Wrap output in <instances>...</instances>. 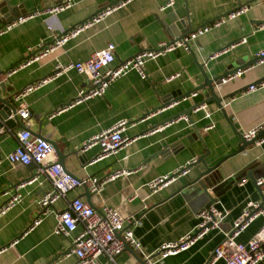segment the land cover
Instances as JSON below:
<instances>
[{"label":"crops","instance_id":"crops-1","mask_svg":"<svg viewBox=\"0 0 264 264\" xmlns=\"http://www.w3.org/2000/svg\"><path fill=\"white\" fill-rule=\"evenodd\" d=\"M58 1L0 0V26L8 21L1 11L3 2L14 7L17 15L33 13L0 34V97L9 98L17 108L21 103L27 104L29 130L56 143L61 152L69 153L64 163L77 177L101 176L116 168L130 171L106 182L99 191H90L88 198L83 186L76 185L67 191L65 198L57 199L54 206L61 209L66 200L81 197L94 208H101L105 203L117 207L129 217L126 225L133 229L141 248L133 247L135 253L124 248L115 259L120 264H133L144 257V253L153 252L161 243L175 241L190 230L198 221L197 211L208 200L198 182L186 185L205 168L201 162L192 163L185 174L157 191L151 192L146 183L173 171L191 157L197 158L207 149L210 151L206 156L209 164L236 149L239 133L264 118V85L249 89V84L264 77V61L243 68L239 75L222 83L218 89L220 94L238 89L223 101L229 120L211 99L203 107L189 111L192 124L199 127L204 144L198 138L188 136L192 125L186 116L177 115L167 123L165 120L205 99L208 95L205 87L143 118H136L159 105L162 96L176 89V93H185L199 85L203 75L197 62H203L206 72L212 76L246 61L264 48V27L258 26L264 21V0H174L164 9L159 6L165 0H128L99 21L71 35L61 47L9 73L15 63L27 56L28 47L35 49L40 41H50L112 0H73L69 7L55 15L44 11ZM243 3L250 4L246 11L225 19L190 41L197 62L191 50L176 46L144 61L145 78L130 69L111 81L103 95L71 104L51 117H48L49 113L67 105L78 90L91 84L86 73L73 67L58 68L59 73L41 86L21 98L13 97L26 84L53 75L58 64L86 59L110 41L115 44L113 63H117L139 49L154 48L160 41L170 40L167 27L170 16L187 15L190 26L196 28ZM9 10L5 13L9 14ZM46 17L53 22L52 29L47 28ZM243 36L245 41H240ZM234 39L239 41L221 48ZM121 118L128 120L124 133L133 138L131 141L100 159L95 158L97 145L82 147L90 135ZM0 119L3 121L1 116ZM19 128L4 124L0 133V205L6 198L3 190L29 178L34 170L33 163L24 162L16 152ZM77 156H81L82 161ZM51 158L57 161L56 152ZM245 165L252 168L256 179H263L264 187V141L250 144L244 151L228 157L221 167L223 177L214 180L209 187V195L216 197L214 204L227 211L219 226L208 229L188 248L169 254L154 264H208L214 246L231 229L246 202L261 200L256 183L246 174L241 177L244 181L227 178ZM40 180L23 187L20 201L0 214V264H73L76 260L75 255L66 253L70 238L53 230L56 222L53 211L33 223L38 214V199L51 188L48 179ZM263 220L262 215L255 217L238 233L237 240L246 241ZM80 227L79 224L76 231ZM100 260L107 264L104 256H100ZM213 264H222V260ZM259 264H264V257Z\"/></svg>","mask_w":264,"mask_h":264},{"label":"built area","instance_id":"built-area-1","mask_svg":"<svg viewBox=\"0 0 264 264\" xmlns=\"http://www.w3.org/2000/svg\"><path fill=\"white\" fill-rule=\"evenodd\" d=\"M126 1L128 0H118L111 5H107L105 8L86 18L82 23H78L70 29H67L65 32L55 35L50 41H40L35 49L28 47L27 56L15 63L9 69V73L24 67L39 57L61 47L71 35H74L83 28L99 21L105 14L124 4ZM173 2L174 0H165L159 8L164 9L167 6L172 5ZM72 3L73 0H59L44 9V11L48 14L55 15L58 11L69 7ZM249 6V3L238 5L227 12L226 15L196 27L182 39L173 42L162 40L156 47L139 49L134 55L117 63H113L115 59V44L110 41L104 47L93 51L86 59L75 60L66 64H58L56 69L52 71V73L55 72L53 75H48L26 84L20 90L16 91L13 94V97L16 99L21 98L28 91L41 86L59 73L58 68L65 70L69 67H73L79 72L86 73L91 84L86 88L78 90L76 97L67 105L61 106L55 111L49 113L48 117H51L54 112H59L71 104L80 102L92 96L103 95L111 81L130 69H135L142 78H145L146 73L143 64L147 58L156 57L165 51L174 49L176 46H183L184 48L189 49L187 43L190 44V41L197 35L207 31L213 26L219 25L227 18L235 17L246 11ZM32 14L33 13H23L8 20L3 26H0V34L10 29L12 26L26 20ZM46 26L48 29L53 28V22L48 20L47 17ZM258 26L264 27V21ZM239 40L245 41V37L243 36ZM234 43L230 45H233ZM255 55L261 56L257 62L264 61V48L256 51ZM242 70L243 69H238L231 74L223 76L221 78V83L239 75ZM1 74L2 71L0 69V81ZM169 78H171V76H169L168 79ZM258 85H264V78L256 83L249 84V89H255ZM192 93L195 94V92ZM203 106L204 103L200 104L195 109ZM16 113L25 122V125L19 128L16 132L18 142L16 152L24 162L33 163L34 170L29 178L21 179L3 190V194L6 195V198L0 205V214L4 213L9 207L20 201L22 198L21 189L23 187L35 181L40 182V178H45L51 183V188L44 191L38 199V214L33 219V223L40 221L42 215L49 211L55 213L56 222L53 230L56 233H61L70 238V247L66 253L75 255L76 260L73 264H104L100 260V256L105 257L107 264H120L116 261L115 256L124 249L125 243L129 244L132 248H141L140 240L134 234L133 229L126 225L129 217L125 216L113 205L105 203L100 208L101 212H99L86 200L81 197H74L70 200H66L65 205L61 209H57L54 206L57 199L65 198L68 190L76 185H80L82 182L88 184L91 192H96L99 191L106 182L130 171L124 168H116L101 176L92 175L79 180L64 171L61 164L51 158L55 153L52 142L43 136L34 135L29 130L28 118L30 116V109L27 104L21 103L16 109ZM127 122L128 120L125 118L114 121L109 126L90 135L84 141L82 147L87 148L92 145H97L99 149L95 156L96 159L114 153L122 145L133 139L124 133V128ZM3 130L4 124L0 119V133ZM260 130L264 131V118L245 130L242 135L246 139H250L257 135ZM263 141L264 132L261 136L255 138L254 143L259 144ZM195 160V157H191L185 163L176 167L173 171L151 179L146 185L151 192L161 189L179 175L185 174ZM244 179L245 178H242L240 181H244ZM256 184L261 186L262 192L264 193V187L262 186L263 179L257 178ZM226 212L227 211L223 206L219 207L215 205L214 202L202 206L197 211L198 221L190 230L181 235L177 240L163 242L155 249V251L144 253V257L133 264H154L155 261L161 260L169 254L188 248L197 238L208 231V229L218 227L226 215ZM258 215H262L264 218V205L261 204V200H248L240 215H238L233 221L231 229L225 232L222 240L214 246L208 264H213L219 259L222 260V264H259L260 260L264 257V220L258 230L255 231L246 241H239L236 238L238 233ZM79 224L81 227L76 231ZM73 231H75V233H73ZM117 231H120V234H117Z\"/></svg>","mask_w":264,"mask_h":264},{"label":"water","instance_id":"water-1","mask_svg":"<svg viewBox=\"0 0 264 264\" xmlns=\"http://www.w3.org/2000/svg\"><path fill=\"white\" fill-rule=\"evenodd\" d=\"M117 1L118 0H112V1L108 2L107 4L99 7L91 15H93L97 11H100L101 9L105 8L107 5H111V4H113V3L117 2ZM2 5H4V7L2 8L1 11L4 12V19L5 20H9V19H12V18L17 16L16 10L14 9V7H11L9 4L7 5L6 2H3ZM8 10H9V14L5 13ZM91 15H89L88 17H90ZM170 17H171V21H169V23L167 25L168 29L170 30V34H171V39L169 40L170 42L182 39L184 36L188 35L193 29H195V28H192L190 26V23L187 20V15H185L184 17H181V18H174L173 16H170ZM172 17H173V19H172ZM219 17H221V16H219ZM219 17H217V18H219ZM85 19L80 20L79 23H82ZM237 41H238V39H234V40L230 41L227 45H225V46H223L221 48L223 49L225 47H228L230 44H232L234 42H237ZM187 44H188L189 50L192 51L191 45L189 43H187ZM192 55H193L195 61L197 62V60L195 58V55L193 54V51H192ZM260 58H261L260 55H254L253 57L247 59L246 61L239 62V63L235 64L232 67H227V68H225L223 70V72H221L219 74H216V75H212V76H209L208 73L206 72V69L204 67V63L203 62H201V63L197 62L198 67H199V69H200V71H201V73L203 75V81L199 85H197L196 87H194L191 90L186 91L185 93H176V91L178 92V90L176 89V90L172 91L171 93H168V94L162 96V98H161L162 102L159 105H157L155 107H152L150 110H148L144 114H142L141 117L136 118V120H138L140 118H143L146 115H149L150 113L156 112V111L168 106L169 104H171L173 102H178L180 99L190 96V94L192 92H196L197 89L205 87L206 90H207V93H208V95L205 97V99L193 103L189 107L185 108L182 112H179V113H177V114H175V115H173V116H171V117H169L168 119L165 120V122H168L169 120H172L177 115L186 116V118L188 119L189 123L192 125V131L189 133L188 136H191V137H194V138H198L204 144V141H203V139H202V137L200 136V133H199V127H197L196 125L192 124V118L189 115V111L190 110H194L200 104L205 103L207 100L211 99V100L216 102V104L222 109V111L226 115L227 119L229 120V118H228V116L226 114L224 105H223V101L225 99H227L228 97H230L232 94H234L238 89L230 91V92L225 93V94H220L218 92V89L221 87V84H222L221 83V78L223 76H226L227 74H231V73L235 72L238 69H243L245 67L254 65L255 63H257V61ZM258 81H256V82H258ZM217 85H218V87H217ZM16 109H17V106H16V104L13 101H11L9 98H6V97H0V116L3 119V121H4V124L6 126L10 127V128H13L15 126H19V127H23L24 126L22 121H21V119H20V117L16 113ZM263 132L264 131L260 130L259 133H257V135H255L254 137H252L250 139H246L242 135V133H239L240 140H239V142L237 144L236 149H234L233 151H231V152H229L227 154L222 155L215 162H213L211 164H209L206 161V156L210 152L209 149H207L206 152L198 155L194 162H201L204 165L205 168L199 172V174L196 176L195 179H193L192 181L187 182L186 185L194 184L195 182H198L200 189L206 195H208V200H207L206 204L213 203L216 200V197L209 195V187L211 186V184L214 183V180H217L218 178L223 177L221 175V167L224 164V162L227 160L228 157H230V156H232L234 154H237L239 152L244 151L246 149V147L248 145H250V144H253L255 138H258L259 136H261ZM52 144L54 146V149H55V152H56V155H57V162H59L61 164L62 169L64 171H66L67 173L73 175L74 177L78 178L79 180H82L81 178H79L76 175H74L65 166L64 159H65V157L67 155H69V153L65 154V153L61 152L60 149L57 147L56 143H52ZM73 153L76 154L77 151H74ZM77 158L82 161L81 156H79V157L77 156ZM247 166L248 165H245L244 167H241L240 169H237L235 172L230 173L227 178H230L231 180H237L238 181L239 179H241V177L245 176V174H246V176H248L254 183H256V177L254 176L252 168L251 167H247ZM81 185L84 188V194L88 198L89 195H90V190H89L88 184L86 182H82ZM257 187H258V190L260 191V195H261V204L264 205V193L262 192V189H261L260 185H257ZM95 209L97 211L101 212L100 208H95ZM116 233L120 234V231H117ZM124 248H127V249L131 250L133 253H135L134 249L127 243H125V247ZM139 260H141V258H139Z\"/></svg>","mask_w":264,"mask_h":264}]
</instances>
